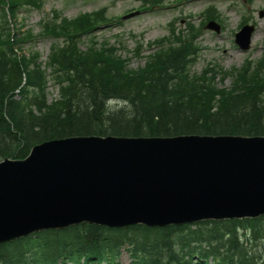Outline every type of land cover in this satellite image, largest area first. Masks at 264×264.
<instances>
[{
    "label": "trees",
    "instance_id": "1",
    "mask_svg": "<svg viewBox=\"0 0 264 264\" xmlns=\"http://www.w3.org/2000/svg\"><path fill=\"white\" fill-rule=\"evenodd\" d=\"M20 2L0 0L11 15ZM98 22L95 16L79 15L45 25L53 37H62V44L51 49L49 73L36 53L17 55L21 38L0 37V158H22L36 143L71 135H264V53L239 68L208 66L193 73L192 36H179L147 55L144 66L131 69L115 46L96 42L93 35L84 49L79 47ZM219 74L230 77L229 86L218 85ZM48 76L58 86L50 102ZM109 99L119 103L109 105ZM123 244L140 264L163 259V264H192L194 257L203 264L208 259L212 264H264V215L166 227L82 223L0 244V264L101 258Z\"/></svg>",
    "mask_w": 264,
    "mask_h": 264
},
{
    "label": "water",
    "instance_id": "2",
    "mask_svg": "<svg viewBox=\"0 0 264 264\" xmlns=\"http://www.w3.org/2000/svg\"><path fill=\"white\" fill-rule=\"evenodd\" d=\"M251 29L236 35L241 44ZM263 214L264 136L77 135L0 161V242L80 222L165 226Z\"/></svg>",
    "mask_w": 264,
    "mask_h": 264
},
{
    "label": "rangeland",
    "instance_id": "3",
    "mask_svg": "<svg viewBox=\"0 0 264 264\" xmlns=\"http://www.w3.org/2000/svg\"><path fill=\"white\" fill-rule=\"evenodd\" d=\"M212 0H165V6L154 7L145 11H138L137 14L122 19L116 23L100 29L99 33L106 35L110 42L120 40L126 49H120L123 55H129V51L136 46L137 36L140 41V48L147 49L150 42L157 37L166 35L168 23L173 19H180L181 26L192 19L197 25L201 21V12ZM223 18V27L220 26L219 33L202 29L199 33L198 43L201 50L192 68L193 71H200L206 67L208 62L218 63L223 68L229 69L233 65H240L246 57H258L264 49V0H213ZM138 5L133 0H52L45 3L40 9L20 10L17 23L24 24L29 28L38 30V21L49 14L51 9H60L62 14L73 17L81 11L95 10L101 6L108 8L109 15L122 14L124 11ZM247 17L248 23L254 24V31L251 37L250 48L247 51L240 50L234 43V32L239 29L243 18ZM51 39L39 37L34 40L35 48L45 61ZM26 50V48H25ZM144 63L143 58L130 57L129 66L134 68ZM230 79L225 78L220 84L229 85ZM48 99L57 96V89L53 85L47 88ZM194 264L198 261L194 259ZM133 262V263H132ZM137 264L134 263L132 255L125 246L118 250L117 256L112 264ZM63 264V263H58ZM70 264V263H64Z\"/></svg>",
    "mask_w": 264,
    "mask_h": 264
},
{
    "label": "bare ground",
    "instance_id": "4",
    "mask_svg": "<svg viewBox=\"0 0 264 264\" xmlns=\"http://www.w3.org/2000/svg\"><path fill=\"white\" fill-rule=\"evenodd\" d=\"M136 137H140V136H136ZM82 190H83V189H81V191H82ZM83 191H84V190H83ZM83 197L85 198V191H84ZM96 215H98V214H96ZM194 223H197V222L195 221V222H190V223H183V224H181L180 226H182V225H194ZM99 226H100V227H103V225H101V224H99ZM101 231H103V230H98V238H99V240H100L101 242H103V241H105V239H104V236L102 235ZM150 232H151V231H150ZM118 250H119V249H116V250L114 251V253L112 254L114 257L117 256V254H118ZM121 264H122V263H121Z\"/></svg>",
    "mask_w": 264,
    "mask_h": 264
}]
</instances>
